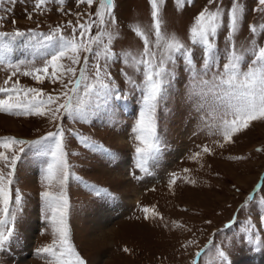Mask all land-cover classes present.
Wrapping results in <instances>:
<instances>
[{"label": "rangeland", "instance_id": "1", "mask_svg": "<svg viewBox=\"0 0 264 264\" xmlns=\"http://www.w3.org/2000/svg\"><path fill=\"white\" fill-rule=\"evenodd\" d=\"M242 3L246 6L247 15L236 37V45L241 51L252 39L248 25L264 23V15L251 11L256 0H242ZM116 4L120 38L114 43L113 50L116 53H137L142 49V43L129 28L137 23L147 25L151 22L148 0H116ZM206 4L207 0H194L193 5L177 11L174 0H168L163 13L167 31L187 42L193 17ZM230 4L231 0H223L225 7ZM95 7L93 5L92 11ZM12 8L10 14L0 11V15H7L0 31L11 32L19 28L47 32L50 26L64 24L67 20L75 21L73 15L61 14L55 4L50 5V11L44 15H34L31 21L26 19L25 11H31V0L26 3L18 0ZM65 10L75 13L84 11L85 6L77 8L75 0H66ZM13 19L17 22L15 25L10 22ZM68 34L66 31L65 35ZM260 42L264 43V36ZM217 45L223 63L224 32ZM199 55V50H196L197 67ZM30 56L31 50L21 45L15 48L12 58L18 61L27 60ZM184 68L183 61L178 60L176 79L158 109V132L163 151L150 165V174L135 168L132 129L142 107V93L130 89L121 71L127 72L137 83L140 77L121 59L112 63L109 71L120 91L127 93V100L100 101L98 106L93 102L85 120L64 117L62 121L73 172L89 185L110 193V196H97L74 180L68 187L71 242L87 264H100L103 257L105 261L102 264H191L194 253L201 249L205 253L199 264H220L215 254L217 248L229 255L231 264H249L250 261L238 260L264 257V245L257 247L248 244L246 238L241 240L246 235L244 227L248 220H252L264 235V208L258 204L242 208L247 196L258 184L264 183V152L257 151L264 149V121L253 122L249 129L234 137V143L218 147L215 141L220 139L219 136L210 134L214 131L211 127L214 123L212 105L209 102L200 107V98L189 94L191 77ZM9 74L0 67V84ZM14 79H19L23 86L40 87L45 91H51L53 87L47 81L43 85L36 84L29 77L17 76ZM50 130L54 128L47 120L0 114V136L34 140ZM74 133L91 138L112 155L85 148ZM204 145L212 149V154H203L199 160H192L193 154L201 152ZM126 160L129 164L124 168L122 164ZM42 167V159L32 155L22 157L17 165L13 187L19 188L23 194V212L18 217L16 234L10 245L0 252V264H46V258L36 254L37 248L52 240L50 227L43 219L39 195L42 191ZM184 169L189 171L185 173ZM173 172L181 177H190L196 183L189 184L181 179L174 188H170L169 179ZM133 173L141 179H135ZM138 195L139 199L135 201ZM259 195L264 196V188ZM142 207H156L164 220L144 219ZM257 213L261 221L256 220ZM173 222L181 223L185 228L177 229ZM230 222L233 226L226 229L225 225ZM30 230L34 233L33 241L28 239ZM190 241L193 243L186 249L184 245ZM125 247L129 249L128 253L123 251ZM24 258L26 262H22Z\"/></svg>", "mask_w": 264, "mask_h": 264}, {"label": "snow or ice", "instance_id": "2", "mask_svg": "<svg viewBox=\"0 0 264 264\" xmlns=\"http://www.w3.org/2000/svg\"><path fill=\"white\" fill-rule=\"evenodd\" d=\"M18 0H0V11L13 12L12 6ZM27 0H25V3ZM168 0H148L150 23L131 25L129 30L142 43V49L133 53H116L114 43L120 38L117 29L116 0H75L76 7L84 5V11L71 13L65 10L66 0H31L32 9H25L26 19L34 15H44L49 6L58 5L63 15H73L75 21L49 27L47 32L37 29L11 32L0 31V67L10 73L0 84V114L16 118H39L47 120L54 130L47 131L34 140L15 136H0V252L6 250L16 234L18 217L23 212V194L16 183L17 165L22 157L32 155L43 161L40 199L43 219L49 225L51 243L36 249L38 256L46 258V264H87L71 242L69 225L70 197L68 187L71 181L83 184L97 196H110L104 189L89 185L82 177L75 175L66 150V135L62 125L64 117L85 120L93 102L107 103L111 99L127 100V93L121 92L109 68L121 59L131 68L140 82L121 71L130 89L142 93V107L132 129L135 141V168L150 174V165L159 159L163 144L158 132V109L176 79L177 61L182 60L190 77V95L211 103L214 129L210 134L219 136L215 144L224 148L234 143V137L250 128L253 122L264 121V23L248 25L251 41L241 51L236 45V37L241 31L247 15L242 0H231L228 7L223 0H207V4L193 17L185 42L174 33H169L164 20V8ZM194 4V0H174L177 11ZM216 7L212 8L211 5ZM95 5V11H92ZM264 15V0H256L251 10ZM7 15H0V27L4 26ZM13 25L16 20L10 21ZM68 31V35L65 32ZM225 33L226 46L221 63L217 41ZM26 46L31 50L27 60L14 61L16 47ZM199 50V67L194 52ZM39 61V64H37ZM17 76L29 77L36 84L47 81L51 91L40 87L23 86ZM58 86V87H57ZM79 143L91 151L108 152L103 145L91 138L74 133ZM264 152V149H257ZM203 154H212L207 145L193 154L192 160H199ZM240 159H243L241 157ZM189 169H184L187 173ZM135 179H141L135 176ZM195 184L190 177H181L173 172L169 187L174 188L179 180ZM258 184L249 194L242 208L258 204L264 208V196ZM237 191H239L237 189ZM257 197H259L257 199ZM146 220H160L164 217L156 207H142ZM186 211V210H185ZM256 220L261 221L259 213ZM235 221V217L233 218ZM264 222V221H262ZM211 223V221H208ZM167 226V225H166ZM177 229L185 226L173 222ZM233 222L225 225L230 229ZM190 231V229H189ZM257 225L248 220L244 227L247 243L260 247L264 245V235ZM193 242L184 245L187 249ZM125 253L129 249H123ZM204 249L193 255L191 264H199ZM220 264H231L229 255L222 249L215 250Z\"/></svg>", "mask_w": 264, "mask_h": 264}, {"label": "bare ground", "instance_id": "3", "mask_svg": "<svg viewBox=\"0 0 264 264\" xmlns=\"http://www.w3.org/2000/svg\"><path fill=\"white\" fill-rule=\"evenodd\" d=\"M128 164H129V161L126 160V162L122 164V167L125 168V167L128 166ZM138 199H139V195L135 198V201H137ZM106 222H108V221H106ZM32 233H33V231L30 230V233L28 234V239L33 241V239H34V233L33 234ZM104 258L105 257H103V260L101 261L100 264L104 263V261H105ZM26 261H27L26 258L22 259V262H26ZM238 261H247V262L250 261V262H248L249 264H264V257L260 256V257H258L256 259H254L253 257H251V258L249 257V258H246V259H243L242 258V259H239Z\"/></svg>", "mask_w": 264, "mask_h": 264}]
</instances>
